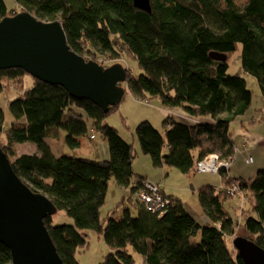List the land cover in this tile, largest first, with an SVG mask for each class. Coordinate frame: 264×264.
Returning a JSON list of instances; mask_svg holds the SVG:
<instances>
[{
    "label": "trees",
    "instance_id": "obj_1",
    "mask_svg": "<svg viewBox=\"0 0 264 264\" xmlns=\"http://www.w3.org/2000/svg\"><path fill=\"white\" fill-rule=\"evenodd\" d=\"M149 1L150 12L135 7L133 0H14L11 9L0 0V19L24 11L39 20H58L69 48L86 60L103 66L108 65L104 60L122 56L136 60L141 69L137 76L124 67L120 85L125 94L157 99L163 109L181 108L192 118L177 121L166 112L162 131L148 120L136 125L140 150L154 167L189 174L207 154L229 160L236 148L232 123L248 113L252 103L246 79L228 72L229 53L239 50L241 71L256 80L264 118V0H246L243 5L234 0ZM24 73L21 68L0 70V97L7 91L12 95L1 104L11 115L8 125L0 107V147L17 176L71 218V224L56 225L49 215L43 219L64 264H79L76 252L88 244L83 230L101 234L109 247L100 264H134L128 248L145 264H244L229 243L237 230V236L264 250V166L250 179L231 176L221 167V188L198 187L204 224L180 199L167 194L170 203L152 212L136 196L149 181L133 169V145L104 121L119 104L104 112L87 99L70 96L62 86L34 77L30 88L19 91ZM89 129L104 136L108 159L55 155L45 141L57 139L63 130L64 141L74 148ZM24 142L34 143L36 153L17 154L15 144ZM111 179L127 190L135 215L124 208L118 218L101 217ZM231 184L250 195V206L240 204L238 213L230 209ZM0 264H12L1 242Z\"/></svg>",
    "mask_w": 264,
    "mask_h": 264
},
{
    "label": "water",
    "instance_id": "obj_2",
    "mask_svg": "<svg viewBox=\"0 0 264 264\" xmlns=\"http://www.w3.org/2000/svg\"><path fill=\"white\" fill-rule=\"evenodd\" d=\"M133 5L150 12L149 0H133ZM212 56L225 59L223 54ZM9 68L58 84L104 112L125 94L120 63L103 66L86 60L69 48L60 21L39 20L24 11L0 19V70ZM56 211L47 195L17 176L0 147V242L9 249L12 264H64L43 221ZM232 245L244 264H264V250L255 242L236 236Z\"/></svg>",
    "mask_w": 264,
    "mask_h": 264
},
{
    "label": "rangeland",
    "instance_id": "obj_3",
    "mask_svg": "<svg viewBox=\"0 0 264 264\" xmlns=\"http://www.w3.org/2000/svg\"><path fill=\"white\" fill-rule=\"evenodd\" d=\"M4 1L7 8L11 9L15 7L14 0ZM234 1L238 5H243L246 2V0ZM227 62L229 73L240 74L246 79L247 87H249V89L252 91V103L250 110L253 114L257 113L262 105L260 89L254 77L241 71L239 50L229 53ZM104 63L108 64L107 66L114 63H120L123 67H129L135 76L141 73V69H139L136 60L128 56H122L121 59L115 61L104 60ZM32 85V77L29 74L24 73L22 75V84L19 88V91L28 89ZM9 92L10 91H7L5 95L1 94L0 97V107L4 109L6 125L10 123L11 115L5 104H1L2 102L4 103L6 101ZM118 104L119 105L117 109L109 112L104 121L110 126L116 128L119 135L126 142L133 145L135 154L132 165L135 173L141 176L147 175V179L152 180L155 183H159L160 186L164 188V190L166 189V191H169L178 199H180L185 208L199 221V223H206V221L201 220V217L205 215L202 213L199 207L197 200V189L202 184H210L211 182L216 181L218 179L217 176L219 175H215L213 173H198L196 171L189 174H184L174 167L164 166L163 171L161 168L154 167L151 164L150 157L142 153L140 150L139 143L135 135V127L140 121L148 120L159 131L164 129L162 124L164 117L162 116V107L160 106L159 101L157 99H150L149 101L140 100L127 91ZM90 126L91 123L88 122V127L90 128ZM232 130L234 137H236L235 134H237L239 130V125L237 122L232 123ZM65 134L66 132L63 130H59V137L57 139L49 140L48 137L45 138V141L49 144L52 152L55 155L74 154L76 156L87 157L91 159H101L98 146L102 142L106 143V141L100 132H94L93 130L89 129L88 134L81 136V144L74 148H71L69 144L64 141ZM91 134L94 135L93 138L90 137ZM35 146L36 145L34 143L30 142L18 143L16 145V152L31 153V151H34ZM225 160L230 164V159ZM231 174H233L232 171ZM127 197L128 194L124 188L117 185L114 180L111 179L109 181L105 202L100 209L101 217L105 218L107 216H112L114 218H118L122 215L124 208H129L131 210V214L135 215V209L129 203ZM234 197L238 200L234 201L235 204L233 205L230 203L232 206L230 207L231 211L238 213L240 203L247 207L250 206L249 193H244L242 191V197ZM51 220L53 225L72 223L71 218L68 217L62 210L51 215ZM82 233L85 236L88 244L86 247L81 248L76 252V258L78 259L79 264H100L101 261H103L105 255L110 251L109 247L104 242L101 234H98L92 230H83ZM237 233H239L238 230L229 238L230 244H232V240L237 236ZM195 239L199 240V236L195 237ZM128 251L133 255L134 264H145L138 253L133 252L130 248H128Z\"/></svg>",
    "mask_w": 264,
    "mask_h": 264
},
{
    "label": "crops",
    "instance_id": "obj_4",
    "mask_svg": "<svg viewBox=\"0 0 264 264\" xmlns=\"http://www.w3.org/2000/svg\"><path fill=\"white\" fill-rule=\"evenodd\" d=\"M161 112L163 117L165 116L166 112H170L173 115L174 119L177 121L190 122L192 120V118L189 117V115L181 108L168 110L162 108ZM234 122H237V124L239 125V130L237 134H235L236 137H234L236 148L234 155L230 158L229 169H227L228 174L234 177L237 176L245 179H250L254 176L256 170L259 167L264 166V118L262 117V108L260 107L259 111L255 114H253L251 110H249L248 113L243 115L241 118L236 119ZM51 139L53 140V138H49V140ZM16 145L17 144H15V148ZM98 149L101 154L100 160L108 159L109 150L107 144L105 142L100 143ZM36 151L37 149L35 146L34 151H31V153H36ZM17 154L21 153L17 152ZM247 158L250 160V162H246ZM163 169L164 167L161 168L162 171ZM231 171L234 175L231 174ZM217 177L218 179L216 181L210 183L214 187L223 185L222 178L220 176ZM146 180L149 182H153L152 180H149L147 178ZM156 184L160 186L159 183ZM160 188L164 194L171 195L172 197L177 198L169 191H166V189L164 190L162 186H160ZM124 190L127 191L126 189ZM236 200L238 199L230 195L229 202L232 205L235 204L234 201ZM201 220L207 221L206 216H202Z\"/></svg>",
    "mask_w": 264,
    "mask_h": 264
},
{
    "label": "built area",
    "instance_id": "obj_5",
    "mask_svg": "<svg viewBox=\"0 0 264 264\" xmlns=\"http://www.w3.org/2000/svg\"><path fill=\"white\" fill-rule=\"evenodd\" d=\"M90 137L93 138V134L90 135ZM246 162H250V160L247 158ZM229 165V162L227 163L226 160L219 159L217 153H210L197 161L195 164V171L198 173L218 174L221 167L229 169ZM221 187L222 185L217 186L216 188ZM227 192L232 197H242V191L239 189L238 185H228ZM136 196L142 200L146 204L147 209L152 212H160L165 203H170L169 198L164 196L160 186L153 182H145L143 187L137 191Z\"/></svg>",
    "mask_w": 264,
    "mask_h": 264
}]
</instances>
